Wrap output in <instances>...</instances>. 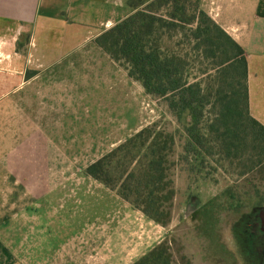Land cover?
<instances>
[{"label": "crops", "instance_id": "0c3cea01", "mask_svg": "<svg viewBox=\"0 0 264 264\" xmlns=\"http://www.w3.org/2000/svg\"><path fill=\"white\" fill-rule=\"evenodd\" d=\"M199 4L245 50L250 113L264 125V0ZM131 13L128 0H0V228L8 247L0 249V264H121V253L118 261L116 253L103 256L98 244L92 251L91 239L121 231L124 221L157 229L85 172L54 171V146L90 140L91 117L104 108L102 69L117 67L94 40ZM89 156L73 153L68 161ZM59 238L61 246L52 243Z\"/></svg>", "mask_w": 264, "mask_h": 264}, {"label": "rangeland", "instance_id": "374dc122", "mask_svg": "<svg viewBox=\"0 0 264 264\" xmlns=\"http://www.w3.org/2000/svg\"><path fill=\"white\" fill-rule=\"evenodd\" d=\"M130 1L165 17H169L175 8L173 0ZM199 1L179 0L177 4L184 7L188 16ZM190 29L191 26L186 25L183 31L171 32L172 36L166 33L162 46L169 53L189 54L185 57L189 67L186 72L188 80H203V85L216 87L214 78L200 76L199 70L210 68L214 61L199 59L191 50L195 42L192 38L187 42L185 38V35H190ZM116 65L114 73L109 68L102 69L105 82L100 91V101L104 108L100 109L101 115L91 117L92 128L85 133L90 140L65 149L54 146L57 154L53 156L58 161L54 171L85 172L88 162L95 157L114 149L141 129L154 125L172 135L175 141L170 155L175 195L169 222L166 225L155 222L161 232L145 225L135 229L129 221H124L121 231L113 229L114 234L108 233L105 239H91L92 251L98 244L103 256L116 253L114 257L121 261L119 258L123 255L121 264H126L166 243L171 249L174 264H264V162L256 164V158L250 153L227 156L208 131L207 124L213 118L210 111L205 112L196 129L201 133V144H195L190 129L193 121L190 113L185 111L178 117L165 99L147 93L139 81L128 76L124 66ZM211 73L215 75L214 71ZM99 138L107 140L106 146H93L98 144ZM116 141V145L109 147ZM88 151L89 159H83L79 164L68 161V156L73 153L83 156ZM72 182L75 186L83 183L80 180ZM94 187H99V183L86 188ZM2 231L0 228V249L7 251L8 247L2 243ZM149 235L162 236L148 242L151 239ZM60 238L53 239L52 243L61 246L65 239ZM10 246L19 252L18 242L12 241Z\"/></svg>", "mask_w": 264, "mask_h": 264}, {"label": "trees", "instance_id": "16d2710c", "mask_svg": "<svg viewBox=\"0 0 264 264\" xmlns=\"http://www.w3.org/2000/svg\"><path fill=\"white\" fill-rule=\"evenodd\" d=\"M170 0H166L168 2ZM169 17L159 16L128 0L132 13L98 36L94 42L128 76L139 81L149 94L161 97L178 117L188 111L194 143L201 144L196 129L211 112L208 131L227 156L249 154L256 164L264 162V125L250 113L248 61L245 50L200 7L185 15L178 6ZM200 2V1H199ZM190 25L186 41L195 42L192 51L213 65L199 70L202 78L215 79L216 87L186 77L188 62L177 51L163 48L166 33H177ZM215 72V75L211 73ZM197 79V78H196ZM196 130V131H195ZM175 144L170 134L147 126L119 146L88 165L85 173L116 192L135 210L156 223L166 225L175 195L170 175V155ZM133 264H174L170 247L162 243Z\"/></svg>", "mask_w": 264, "mask_h": 264}]
</instances>
